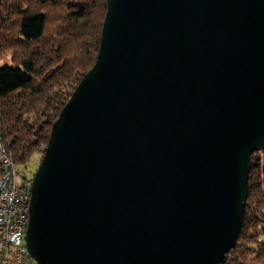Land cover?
Listing matches in <instances>:
<instances>
[{"label": "water", "instance_id": "water-1", "mask_svg": "<svg viewBox=\"0 0 264 264\" xmlns=\"http://www.w3.org/2000/svg\"><path fill=\"white\" fill-rule=\"evenodd\" d=\"M264 149V0H106L32 177L38 264H223Z\"/></svg>", "mask_w": 264, "mask_h": 264}, {"label": "trees", "instance_id": "trees-1", "mask_svg": "<svg viewBox=\"0 0 264 264\" xmlns=\"http://www.w3.org/2000/svg\"><path fill=\"white\" fill-rule=\"evenodd\" d=\"M52 2L18 3L1 16L0 41L14 52L11 63L0 64V138L16 168L35 151L43 155L53 123L98 52L106 0L65 2L75 31L57 37L48 31ZM250 158L242 226L223 264H264V149ZM5 171L0 164V175Z\"/></svg>", "mask_w": 264, "mask_h": 264}, {"label": "built area", "instance_id": "built-area-1", "mask_svg": "<svg viewBox=\"0 0 264 264\" xmlns=\"http://www.w3.org/2000/svg\"><path fill=\"white\" fill-rule=\"evenodd\" d=\"M0 264H38L28 252L26 230L32 177L14 165L0 138Z\"/></svg>", "mask_w": 264, "mask_h": 264}, {"label": "rangeland", "instance_id": "rangeland-1", "mask_svg": "<svg viewBox=\"0 0 264 264\" xmlns=\"http://www.w3.org/2000/svg\"><path fill=\"white\" fill-rule=\"evenodd\" d=\"M33 1L34 0H0V21L2 15H5L4 18H6L7 16L5 13L6 7L8 8L12 6L15 8L18 6V3L21 6L31 5ZM67 1L68 0H53V2L49 4L50 8H48V13L50 18L48 23V31L51 32L52 36L54 37H57L58 34L66 35L67 31H75L73 21H70V19L67 17V10L65 5V2ZM21 2H25V4H21ZM0 45V64L11 63L13 61L12 58L14 50L8 47L6 45V42H2V40L0 41ZM78 75H81V73H78ZM73 86L74 83L72 85H69L70 91ZM41 158L42 153L39 151H35L31 154L29 160L24 165H18L17 168L19 171L25 172L28 176H33L40 163Z\"/></svg>", "mask_w": 264, "mask_h": 264}]
</instances>
